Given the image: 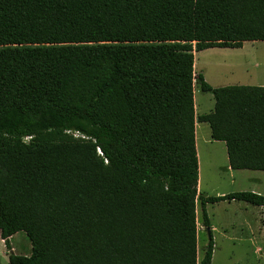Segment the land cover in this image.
Segmentation results:
<instances>
[{
  "label": "trees",
  "instance_id": "16d2710c",
  "mask_svg": "<svg viewBox=\"0 0 264 264\" xmlns=\"http://www.w3.org/2000/svg\"><path fill=\"white\" fill-rule=\"evenodd\" d=\"M264 41V0H0V237L10 264L198 256L196 122L264 171V87H211L198 52ZM215 107L197 115L195 86ZM204 226L209 227L203 209ZM25 232L30 256L11 239Z\"/></svg>",
  "mask_w": 264,
  "mask_h": 264
},
{
  "label": "rangeland",
  "instance_id": "374dc122",
  "mask_svg": "<svg viewBox=\"0 0 264 264\" xmlns=\"http://www.w3.org/2000/svg\"><path fill=\"white\" fill-rule=\"evenodd\" d=\"M195 63V69L198 72L196 74H202L205 79L207 78L210 83L207 79L206 81L213 88L264 84V41L246 42L240 49H207L196 54ZM195 105L197 115L211 113L215 106L214 95L211 92L202 91L200 86L196 85ZM202 126L205 128L204 133ZM209 130L207 123L200 124L198 129L201 157L199 193L204 197H217L223 193L251 192L248 188L253 185L254 181L248 180L244 173H232L226 166L223 169L209 168L207 158L202 161V152L207 147L203 139ZM214 148L222 149L219 145ZM260 174L264 177V172ZM208 204L207 213L211 223L209 227L204 228L203 205L201 201L197 202V219L200 225L198 228L199 258L204 257L210 241V229L214 238V251L216 248L214 264H264V236L259 233L252 235L242 228L243 224L259 223L261 216L259 210H252L251 206L247 207V210L245 207L247 203L241 201H232L231 205L227 202L220 205ZM212 227H215L214 232ZM253 240H257V244ZM12 246L17 250L16 254L30 256L32 253V244L25 232H19L13 236ZM257 246L263 249L261 253L256 251ZM3 250L5 246L0 238L1 258Z\"/></svg>",
  "mask_w": 264,
  "mask_h": 264
},
{
  "label": "crops",
  "instance_id": "0c3cea01",
  "mask_svg": "<svg viewBox=\"0 0 264 264\" xmlns=\"http://www.w3.org/2000/svg\"><path fill=\"white\" fill-rule=\"evenodd\" d=\"M195 73H198L196 71V69H195ZM207 81L209 82L208 79H207ZM241 86H244V85H241ZM257 86L258 87H264V84H260V85H257ZM218 88H220V87H218ZM196 113H198V112L196 111ZM205 123H207V122H202V123L196 122V144H197V151H198L199 162H200V164H199V171H200V173H201V157H200V150H199V144H198V129L200 127V124L203 125ZM207 124L209 125V123H207ZM209 129L211 130L210 125H209ZM210 130L205 135V139H203L204 144L207 147L202 152V161L204 160V158H205V160L207 158V161L209 162L208 163L209 168L218 167L220 169H223L226 166V168L229 169V171H231L232 173H235V172H237V173L238 172L244 173L247 176L248 180L254 181L253 185L251 187H249L248 190H250L251 192H254L256 194H259V195L264 196V186H263V178L264 177H263V174H260V173H262L264 171H262V170H250V169H240V170L232 169L231 166H230V162H229V157H228V151H227L226 143L224 141L214 140L212 138V131L210 132ZM204 131H205V128H204V126H202V132L204 133ZM216 145H219L220 147H222V149L221 148H214ZM257 173H259V174H257ZM234 193H237V192H234ZM229 194H231V193H229ZM225 195H228V194L223 193L220 196H225ZM232 201H238V200H224V201L217 202V204L220 205L222 203H226L227 202L228 205H231V202ZM241 202H244V201H241ZM244 203H247V202H244ZM208 205L209 204L206 203L205 204V207H203V209H205L206 213H207ZM246 205L247 206H245V207H246L247 210H248L247 207L250 208V206L252 207V208H250L252 210L258 209L259 210V213L261 214V216H260L259 223L257 222L256 224H251V223L250 224H243L242 225L243 226L242 228L244 230H247L248 232H250V234H252V235H256V234L259 233V235L264 236V206L252 205L250 203H247ZM207 215H208V213H207ZM208 218H209V215H208ZM199 227H200V225H199V221H198V228ZM204 228H206V226H204ZM212 230L214 232L215 227H212ZM198 232H199V229H198ZM209 232H210V234H212V231H210V229H209ZM12 240H13V238L11 239V245H12ZM1 241H2V243L5 246V242H4V240L2 238H1ZM253 241H254L255 244H257V242H258L257 240H253ZM256 248H257L256 251L257 252H260V253L263 250L259 246H257ZM3 251H4L3 256H2V258L0 257V264H10L9 263V255H8V251H7L6 246H5V250H3ZM12 251L15 254L17 253V250L14 249V246H12ZM215 259H216V248H215V251H214L212 264H214Z\"/></svg>",
  "mask_w": 264,
  "mask_h": 264
}]
</instances>
